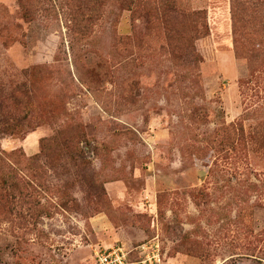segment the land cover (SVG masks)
Masks as SVG:
<instances>
[{
  "label": "rangeland",
  "instance_id": "1",
  "mask_svg": "<svg viewBox=\"0 0 264 264\" xmlns=\"http://www.w3.org/2000/svg\"><path fill=\"white\" fill-rule=\"evenodd\" d=\"M162 1L0 0V88H34L0 134V264L156 236L164 264H264V0H176L170 25Z\"/></svg>",
  "mask_w": 264,
  "mask_h": 264
},
{
  "label": "trees",
  "instance_id": "2",
  "mask_svg": "<svg viewBox=\"0 0 264 264\" xmlns=\"http://www.w3.org/2000/svg\"><path fill=\"white\" fill-rule=\"evenodd\" d=\"M244 4L240 3V6ZM239 6V7H240ZM254 6V5H253ZM256 12H259V5H255ZM234 9V8H233ZM239 9V8H238ZM238 9H234V23L235 33L237 30L236 24L239 23ZM187 11L176 0H163L161 6V18L166 25H170L177 19H185L187 17ZM181 14V16H178ZM195 21V36L196 39L203 38L209 34V25L207 20V12L205 10H199L192 12ZM263 24V23H262ZM236 44L240 41L235 39ZM25 77L27 72H23ZM34 95V88L32 83L23 82L15 86L14 89L0 88V134L20 135L24 131V125L30 124L32 118L30 117V101L29 98ZM26 114H23V112ZM2 154L10 156L2 151ZM14 154V153H12ZM5 163L0 157V173L3 174ZM15 182H9L5 177L0 182V187L7 186L8 189L16 187Z\"/></svg>",
  "mask_w": 264,
  "mask_h": 264
},
{
  "label": "built area",
  "instance_id": "3",
  "mask_svg": "<svg viewBox=\"0 0 264 264\" xmlns=\"http://www.w3.org/2000/svg\"><path fill=\"white\" fill-rule=\"evenodd\" d=\"M134 250L123 246L111 247L95 253L96 264H164L162 244L156 236L136 248V258L132 257Z\"/></svg>",
  "mask_w": 264,
  "mask_h": 264
}]
</instances>
